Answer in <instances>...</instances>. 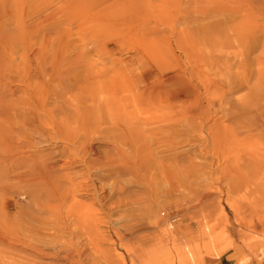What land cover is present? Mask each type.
Masks as SVG:
<instances>
[{"label":"rangeland","instance_id":"obj_1","mask_svg":"<svg viewBox=\"0 0 264 264\" xmlns=\"http://www.w3.org/2000/svg\"><path fill=\"white\" fill-rule=\"evenodd\" d=\"M0 4L5 100L27 123L13 142L77 199L72 209L65 195L53 204L65 230L54 229L53 212L44 240L23 189L0 197L17 213L16 235L33 227L32 243L53 247L49 258L0 247V264H152L169 246L193 252L204 226L231 245L181 264H264V9L244 0ZM169 75L177 85L162 81ZM159 82L190 97L144 93ZM244 231L256 232L249 247Z\"/></svg>","mask_w":264,"mask_h":264},{"label":"bare ground","instance_id":"obj_2","mask_svg":"<svg viewBox=\"0 0 264 264\" xmlns=\"http://www.w3.org/2000/svg\"><path fill=\"white\" fill-rule=\"evenodd\" d=\"M244 2L246 3L247 8H251V9L256 8L257 10H263L264 9V0H244ZM2 6H3V3H2ZM239 7H241V6H239ZM247 8H246V10H247ZM257 10H255V11H257ZM241 12L239 11V13H241ZM252 12H253V10H252ZM263 12H264V10H263ZM250 13H251V11H250ZM252 14L250 15L248 13V15H250V16H252ZM242 15H245V14H242ZM242 18H244V17L242 16ZM239 22H242V21L240 20ZM6 45H7V40L5 39V37L2 34H0V57H3V53H4L3 50H4V47ZM3 72H4V66L2 65V61H1L0 62V197H4L6 195H7V197H9L8 193L10 191L12 192L14 190L13 189L14 187L16 189L17 188L23 189L25 191V193L23 194V196L21 198H23V199L27 198L28 201L30 203H33V206H35L38 210V214L36 213V215L35 214L32 215V213H29L32 216H30V218L28 220L31 219L34 224L36 223L35 224L36 227L39 224L38 227L40 226L42 228L43 231L41 230V232L45 235L44 232H47L49 230V228H47V227H52V229H53V224H52V223H54V222H52L53 221V219H52L53 212L59 213V215H60V212H57L59 208H57V210L55 211L54 210L55 206L53 204L56 203V205H57V204H60L61 202H63L64 195H65V202H66L65 208L67 207L68 204H69V206H71L70 202L74 203L77 199L74 200V198H73L74 193H71L72 192V191H70L71 189L67 188V186L65 187V185H63V183L59 184V183L54 182L52 180L51 174H53V173L50 172V169L47 166H45V165L43 166V163H42V165L36 164L34 156L31 155L33 153L30 152L31 154L30 153L28 154L27 153V152H29V151H27L28 149H26V152L24 151L23 147L26 144L23 145L24 144L23 143L21 145V144H15L13 142V140L21 134L20 130H19V128H20L19 125H21V123H22L23 125H21V127L25 128L27 123H24L25 120L22 119V115L19 116L18 112L16 111V108L14 107L16 103L13 102L12 100H10V101L5 100V96L10 95L11 92L9 94H7L8 91L6 90V88L4 86L5 83H3L4 82L3 81L4 80ZM112 77L115 78V75ZM162 77H164V76H162ZM176 78H177L176 75H169V76H166L164 79L162 78L163 79L162 81L163 82L164 81L165 82L173 81L175 84ZM112 79L113 78H111V80ZM181 80H183V79H181ZM120 84L122 85V83H120ZM144 84H146V82ZM154 84L155 83H153V85L150 84L149 86L148 85L144 86L142 84L145 88L144 93H146L147 95H151V96L152 95L154 96L155 94L157 96L158 95L163 96V99H161V100H163L164 102H165V99H168L172 102L173 100H178L181 97L182 98L183 97L185 98L186 96L190 97L189 96L190 91L184 85H182V86L178 85L179 87L176 86L175 90L167 91V90H165V87L163 86L164 84L162 85L161 82H159L158 85H154ZM175 85H177V84H175ZM138 88H140V87H138ZM116 89H118V88H116ZM121 89H122V87H121ZM126 89H127V86H126ZM142 91H143V89H142ZM140 92H141V90H140ZM146 94H144L145 95L144 98L147 97ZM159 96L157 98H159ZM148 99L149 98H147L146 100L148 101ZM186 99H187V97H186ZM150 100H152V99H150ZM151 103H152V101H151ZM155 107H156V105H155ZM171 107H172V105H171ZM27 148H30V147H27ZM23 164H28L27 165L28 168L26 169L25 172L18 173V174L14 175L15 176L14 178L16 181L13 183H15V184L12 183L13 186H12V184L10 186L5 185L4 182L2 181V179L5 177V175L8 173L9 174L12 173L13 170H17L19 168V166H21ZM8 168H9L10 172H8L9 171ZM122 170H124V169H122ZM125 171H128V170H125ZM3 175H4V177H3ZM66 176H67V174H66ZM67 178L69 179L70 177H67ZM66 181H69V180H66ZM71 183H72V180H71ZM72 187H73V185H72ZM76 187H78V186H76ZM79 187H80V185H79ZM73 188L72 189L74 191L75 187H73ZM78 190L77 191L75 190V191L78 193ZM11 194H13V193H11ZM75 195H77V194H75ZM66 196L69 198L68 200H67ZM5 199H7V198H5ZM5 199H3V200H5ZM62 204L63 203H61L60 205H62ZM2 205L0 206V247H2L4 249L12 250V251H24L23 249H28L30 254L37 255L39 257H45V258L48 257L49 258V255H51L50 251H51V249L53 250V247L51 248V244L48 243L47 240H46V242H44L42 240H40V241L36 240L38 243H40V245H37L36 243H35L36 244L35 245L34 243H32V241H34L33 240L34 235L33 236L31 235V237H33V239H31L30 234H34V230H36L35 228L32 230L33 227L28 228L33 232H31L30 230H28V231L25 230L23 233L20 232V233L25 234V235H21L20 233H19L20 235H18V234L16 235V233H18L16 231H18V230H16L13 227V221H14L13 218L17 215V213H13L12 214L13 216H10L11 212L9 211V209L5 208V207L3 208ZM75 206H77V205H75ZM67 208H69V207H67ZM71 209H72V206H71ZM88 210H89V208H88ZM55 213H54V215H56ZM56 216H58V214ZM56 216H55V218H57L56 219L57 221H58V219L60 220V218L62 217L61 215H60L61 217L59 216L60 218H58ZM10 217H13V218L11 219ZM61 219H63V217ZM57 221H56V224H57ZM28 222H27L28 224H31V226H33L31 221H28ZM27 223L25 225H27ZM51 224H52V226H51ZM56 224H54V229H56L55 227H58L59 229L65 230L64 229V227H65L64 219H63V222L59 221V224H57V226H55ZM16 226L17 225H15V227ZM38 227H37V230H38ZM43 227H46V229ZM244 227H246V226H243V229H244ZM246 228L250 229L249 227H246ZM251 230H254V229H251ZM262 231H260V232H262L261 235L264 236V230H262ZM250 233H252V232H250ZM250 233L247 234L244 231L241 235V236H243V242H244L245 246L246 245L248 246L253 241H255L254 236H255L256 232L253 236ZM201 234L205 235L206 239L204 241H202V243L200 242L199 244H196L193 247H191V249H193V252L190 249L182 250V249H180V248L178 249L174 246H169L167 248H163L160 251H158L156 257L154 258V260L152 262V264H181V262L184 259H189L192 261V260H194L193 259L195 256L194 253L195 252L197 253L199 250H201L204 253H211V254L219 255L222 252H224L232 243L231 238L227 235L226 232H224L221 229L215 230L212 227L204 226L202 231H201ZM36 235L38 236L41 234H36ZM42 235H41V237H42ZM44 237L47 239V237H48L47 234L45 236H43L42 238L44 239ZM260 237H262V236H260ZM38 239H40V237ZM5 252L3 254H0V259L6 254ZM1 255H3V256H1ZM259 257L263 258L264 255L262 254ZM246 261H247V259L242 260L240 264H246Z\"/></svg>","mask_w":264,"mask_h":264}]
</instances>
